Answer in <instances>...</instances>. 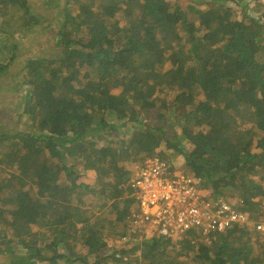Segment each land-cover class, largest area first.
Segmentation results:
<instances>
[{"label": "trees", "instance_id": "16d2710c", "mask_svg": "<svg viewBox=\"0 0 264 264\" xmlns=\"http://www.w3.org/2000/svg\"><path fill=\"white\" fill-rule=\"evenodd\" d=\"M257 1L0 8V264H264ZM150 159L246 223L147 237L131 184Z\"/></svg>", "mask_w": 264, "mask_h": 264}, {"label": "built area", "instance_id": "2783aa9c", "mask_svg": "<svg viewBox=\"0 0 264 264\" xmlns=\"http://www.w3.org/2000/svg\"><path fill=\"white\" fill-rule=\"evenodd\" d=\"M256 6L264 12V0H258ZM168 171L167 161L160 159L146 160L135 169L131 188L139 211L138 223L144 230L174 240L189 232L223 233L246 223L245 216L231 205L203 199L199 180L184 170ZM253 227L264 234V220Z\"/></svg>", "mask_w": 264, "mask_h": 264}, {"label": "rangeland", "instance_id": "374dc122", "mask_svg": "<svg viewBox=\"0 0 264 264\" xmlns=\"http://www.w3.org/2000/svg\"><path fill=\"white\" fill-rule=\"evenodd\" d=\"M184 0H180V2H179V6H182L184 3ZM9 5V3H8V0H1L0 1V8H2V9H6V7ZM1 10V9H0ZM5 98V100L7 99V100H11L10 99V97L9 96H7V98L4 96V94L3 93H1L0 94V100H3ZM15 101V100H14ZM13 101V102H14ZM12 101L10 102V104H12L13 103ZM4 104H6V103H4ZM21 104V103H20ZM5 108H8V109H12L11 107H5ZM20 111H21V109H20ZM0 114L1 115H4L5 114V112H4V109H1L0 108ZM170 135H171V133H170ZM90 181L91 180H87V181H85V183H90ZM152 230L151 229H148L146 232H145V235L147 236V237H149L151 234H152ZM141 243H142V241H140Z\"/></svg>", "mask_w": 264, "mask_h": 264}, {"label": "clouds", "instance_id": "9594fccd", "mask_svg": "<svg viewBox=\"0 0 264 264\" xmlns=\"http://www.w3.org/2000/svg\"><path fill=\"white\" fill-rule=\"evenodd\" d=\"M255 5H257V2H256V4Z\"/></svg>", "mask_w": 264, "mask_h": 264}]
</instances>
